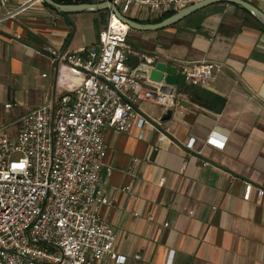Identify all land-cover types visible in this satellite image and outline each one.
Instances as JSON below:
<instances>
[{
  "label": "crops",
  "instance_id": "1",
  "mask_svg": "<svg viewBox=\"0 0 264 264\" xmlns=\"http://www.w3.org/2000/svg\"><path fill=\"white\" fill-rule=\"evenodd\" d=\"M27 1L0 7V128L10 134L18 127L3 122L19 123L64 93L66 72L59 74L57 56L94 46L85 15L93 11L62 13L41 0L24 7ZM247 1L264 10V0ZM192 16L196 26H184L192 35L165 39L163 56L220 64L202 86L226 102L213 111L176 92L187 110H174L168 121H159L166 110L159 104H140L159 129L153 123L128 132L107 128L104 164L113 172L104 171L100 188L110 203L98 212L114 228L113 252L126 257L124 264H264V196L257 194L264 189V30L227 2ZM131 18L153 21L138 9ZM211 134L223 148L207 142ZM244 182L254 186L248 194ZM92 264L116 263L106 256Z\"/></svg>",
  "mask_w": 264,
  "mask_h": 264
},
{
  "label": "built area",
  "instance_id": "2",
  "mask_svg": "<svg viewBox=\"0 0 264 264\" xmlns=\"http://www.w3.org/2000/svg\"><path fill=\"white\" fill-rule=\"evenodd\" d=\"M5 1L0 0V7ZM197 1L92 0L111 3L124 17L138 9L146 19ZM31 4L29 0L24 7ZM130 30L109 8L96 47L84 45L55 57L62 61L59 74L66 72L60 87L64 93L24 115L17 134L0 133V264H92L106 256L125 263L124 255L113 252L114 228L98 212L110 203L100 188L104 171L107 176L113 172L104 164L105 132L153 123L140 110L144 101L180 113L187 110L175 100L173 87L142 80L134 69L140 64L154 68L162 61L183 73L188 83L203 85L221 68L212 61L170 62L157 52L138 51L129 44ZM153 124L159 129V121ZM207 142L225 145L213 134ZM158 185H164L163 178ZM253 187L244 182L245 193ZM257 194L264 196V189Z\"/></svg>",
  "mask_w": 264,
  "mask_h": 264
},
{
  "label": "water",
  "instance_id": "3",
  "mask_svg": "<svg viewBox=\"0 0 264 264\" xmlns=\"http://www.w3.org/2000/svg\"><path fill=\"white\" fill-rule=\"evenodd\" d=\"M43 1L52 8L62 13L84 10L99 11L111 8L112 11L130 27V29L136 31L157 30L160 28L171 26L210 4L216 2H227L242 7L243 9L248 11L262 26H264V10H261L247 0H200L179 9L173 15L157 23H141L134 18L124 17L119 13L114 5L108 2L58 4L53 0ZM132 67L135 68L136 64H133ZM134 74L135 76H139L142 80L147 77L149 81L162 83L166 86L173 87L178 94L186 95L191 102L209 110L218 111L222 109L223 105L226 102L225 97L215 93L214 91L200 84L188 83L185 80V76L183 75V73L179 72L171 64H167L162 61L157 62L154 68H149L143 64H140L134 69ZM172 115L173 110L171 108H168L161 115L159 121H168L171 119Z\"/></svg>",
  "mask_w": 264,
  "mask_h": 264
},
{
  "label": "rangeland",
  "instance_id": "4",
  "mask_svg": "<svg viewBox=\"0 0 264 264\" xmlns=\"http://www.w3.org/2000/svg\"><path fill=\"white\" fill-rule=\"evenodd\" d=\"M134 10V9H133ZM132 10V12H133ZM132 12L129 13V16L132 17ZM86 14V24L88 26V30L90 33V38L93 42V45L96 47L98 44V34L99 30L104 27L108 20V9L93 11V12H85ZM160 17V16H158ZM158 17L153 18L152 20L157 19ZM192 14L184 18L183 20L164 28H160L157 30H148V31H136L131 29L128 37L129 44L138 51L142 52H157L162 57L168 54L166 52L165 46L167 44L163 42L165 39H176L181 36H191V33H187L184 29L186 24H191L196 26V21H194ZM93 22V26H92ZM93 27V28H92ZM3 125L11 126L16 125L19 128V123H12L11 121H6L2 123ZM3 130H7L5 128H0L1 133ZM18 132V131H17ZM16 132V134H17ZM15 135V134H13Z\"/></svg>",
  "mask_w": 264,
  "mask_h": 264
},
{
  "label": "trees",
  "instance_id": "5",
  "mask_svg": "<svg viewBox=\"0 0 264 264\" xmlns=\"http://www.w3.org/2000/svg\"><path fill=\"white\" fill-rule=\"evenodd\" d=\"M55 3L58 4H74V3H82V2H92V0H53ZM176 11H170V12H166L164 14H162L160 17H158L157 19L150 21V23H157L160 22L161 20L173 15ZM138 21V20H137ZM256 24L262 29L264 30V26H262L257 20ZM144 23V22H141Z\"/></svg>",
  "mask_w": 264,
  "mask_h": 264
}]
</instances>
